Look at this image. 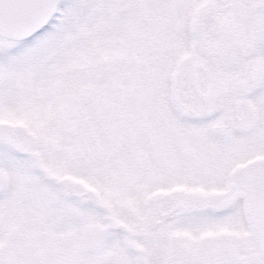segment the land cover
Segmentation results:
<instances>
[{"label": "snow or ice", "instance_id": "snow-or-ice-1", "mask_svg": "<svg viewBox=\"0 0 264 264\" xmlns=\"http://www.w3.org/2000/svg\"><path fill=\"white\" fill-rule=\"evenodd\" d=\"M0 264H264V0H0Z\"/></svg>", "mask_w": 264, "mask_h": 264}]
</instances>
